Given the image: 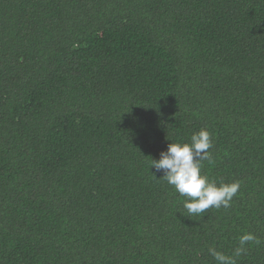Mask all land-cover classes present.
Listing matches in <instances>:
<instances>
[{"label": "trees", "instance_id": "1", "mask_svg": "<svg viewBox=\"0 0 264 264\" xmlns=\"http://www.w3.org/2000/svg\"><path fill=\"white\" fill-rule=\"evenodd\" d=\"M212 134L239 181L189 216L152 173ZM264 264V0H0V264Z\"/></svg>", "mask_w": 264, "mask_h": 264}, {"label": "clouds", "instance_id": "2", "mask_svg": "<svg viewBox=\"0 0 264 264\" xmlns=\"http://www.w3.org/2000/svg\"><path fill=\"white\" fill-rule=\"evenodd\" d=\"M213 147L212 134L201 129L190 138V143H169L167 150L160 153L158 160L152 159L150 168L152 173H162L164 179L184 198L183 208L189 216H201L212 207H230V202L237 194L239 181L217 186L214 181L201 174L202 161L211 162L209 149ZM252 234H244L239 238V247L233 256H226L215 249H209L210 255L218 264H235L234 257L245 251V245L253 241Z\"/></svg>", "mask_w": 264, "mask_h": 264}]
</instances>
